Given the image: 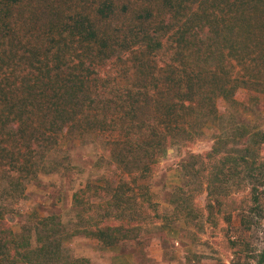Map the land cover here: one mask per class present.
<instances>
[{"label":"trees","instance_id":"trees-1","mask_svg":"<svg viewBox=\"0 0 264 264\" xmlns=\"http://www.w3.org/2000/svg\"><path fill=\"white\" fill-rule=\"evenodd\" d=\"M87 1L0 0V264H90L65 243L127 244L200 216L215 227L237 213L264 233V129L242 116L185 155L169 214L147 181L169 145L210 131L218 99L264 94V0ZM132 67L138 79L122 82ZM104 135L110 168L72 192L73 218L29 213L14 231L9 216L45 162ZM251 264H264V247Z\"/></svg>","mask_w":264,"mask_h":264},{"label":"rangeland","instance_id":"rangeland-1","mask_svg":"<svg viewBox=\"0 0 264 264\" xmlns=\"http://www.w3.org/2000/svg\"><path fill=\"white\" fill-rule=\"evenodd\" d=\"M85 3L89 4L88 1ZM138 57L139 60L146 58ZM129 59L131 65L133 60L138 62L137 57L133 59L130 56ZM132 68L134 70H130L127 77L121 78L122 82L138 79L134 72L136 68ZM234 99L236 104L222 99L216 101L220 117L215 120L207 118L204 124L210 131L202 128L203 135L194 142L172 143L156 159L155 171L147 181L153 200L158 202L163 213L172 211V192L182 184L180 165L187 153H202L210 149L213 134L220 132V126L228 128L240 116L250 127L264 129V94L254 95L239 88ZM109 142V136L104 135L94 140L89 137L88 141L84 138L75 143H64L54 157V160L59 161L56 167L49 158L45 164L50 172L40 173L36 180L27 184L24 197L16 208L21 215L9 216L14 231L20 230L22 221L29 213H54L61 216L64 223L73 218L71 194L86 183L97 182L104 170L107 172L110 168L107 165ZM146 228L140 237L127 244L104 247L96 239L78 236L66 242L64 249L72 256L86 257L90 264H251L257 252L264 247L263 230L253 225L249 229L240 227L237 213L233 214L230 223L220 221L215 227L200 216L196 219L160 222ZM236 239L240 241L238 247L226 245L227 240ZM118 246L123 248L121 250L127 257L115 259L120 249Z\"/></svg>","mask_w":264,"mask_h":264},{"label":"crops","instance_id":"crops-1","mask_svg":"<svg viewBox=\"0 0 264 264\" xmlns=\"http://www.w3.org/2000/svg\"><path fill=\"white\" fill-rule=\"evenodd\" d=\"M115 255H116L115 259L121 258L123 256L124 257H127L126 253L125 252H122L120 249H119V252H117Z\"/></svg>","mask_w":264,"mask_h":264}]
</instances>
